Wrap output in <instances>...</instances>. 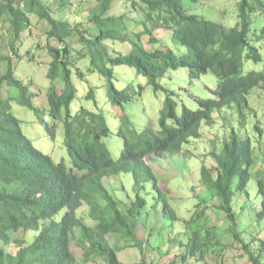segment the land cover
<instances>
[{
	"label": "trees",
	"instance_id": "trees-1",
	"mask_svg": "<svg viewBox=\"0 0 264 264\" xmlns=\"http://www.w3.org/2000/svg\"><path fill=\"white\" fill-rule=\"evenodd\" d=\"M85 1L71 4L72 0H0V24H6L11 35L7 42L10 52L0 55V61L5 62L0 75V264H87L96 258L105 264H122L118 253L126 246L137 248L141 264H178V261L211 264L208 254L214 256V264H223L226 246L216 240L221 237L216 228L206 225L204 198H199L187 216L178 214L161 190L151 162L176 154L188 156L190 152L183 145L201 136L202 125L212 126L218 117L227 121L228 116L221 114L222 110L235 109L240 128L246 127L250 113L256 118L257 111L249 96L257 88L264 89V67L245 74L242 68L244 59L255 63L261 60L248 33L251 15L258 12L264 17V0H240L238 22L228 29L186 13L179 0H118L119 6L120 2L126 6L138 5L145 14L149 13L144 30L133 35L121 34L123 17L111 13L116 0H89L93 5L87 9L84 18L87 27L83 29L81 21L72 24L71 19L63 18L75 5L78 13L83 14L81 8ZM151 12L155 13L156 20L148 28ZM31 14L47 22L43 46L50 60L44 87L26 70L22 79L15 77L18 69L13 68L11 61L15 56L18 62H23L27 55L23 63L26 67L33 60L32 50L37 49L34 41L23 55L20 53V47L29 39L22 38V34L30 30ZM158 17L165 19L163 27L170 25L173 42L183 47L180 55L159 43L155 33ZM167 18L172 20L170 24ZM74 36L81 48L72 42ZM109 40L124 42L129 49L108 54ZM86 59L89 65L83 70L79 62ZM180 64L188 68L192 79L208 72L215 75L219 78L217 87L209 97L197 99V107L183 104L179 113L172 98L174 94H166L154 121L155 129L145 126L133 139L125 137L117 157L112 156L103 142L110 134L111 123L99 110L93 85L87 87L79 100H92L94 109L82 104L76 110L72 108L78 98L75 79L84 81L89 73L96 72L103 77L107 101L122 107L130 98V89L128 84L124 89L114 86L113 66L133 67L154 91H166L160 78ZM3 84L7 92L3 91ZM33 86L44 89V109L34 105L33 97L38 94L31 89ZM15 103L32 112L40 131L54 143L51 152L40 150L25 133L21 123L27 121L15 116ZM215 112L219 113L218 117ZM119 117L127 120L121 111ZM252 128L258 155L264 158L260 120L256 118ZM58 135L59 144H55ZM208 156L213 163L210 167H200V181L205 193L217 198L219 203L214 208L228 222L230 249H239L251 264H264L261 246L256 251L250 250L251 242L241 237L245 230L235 227L233 208L234 199L239 198L237 193L247 195L248 199V183L254 177L255 196L260 198L255 207L256 220L264 219V167L259 170L261 175H253L262 159L259 157L256 161L252 138L247 130L244 135L232 128L221 149L211 150ZM112 177L129 180L134 192L129 205L105 186L104 178ZM150 209L161 210L165 226L177 229L167 239L169 246L165 250L160 247L161 236L155 239L156 243L148 245L151 248L148 251L136 238L137 219L146 214L148 222ZM153 231L150 227V234ZM26 233L31 235L25 236ZM110 237H115L113 243ZM260 242L264 246V239ZM74 248L81 252L83 261L78 260ZM155 254H160L157 260H154Z\"/></svg>",
	"mask_w": 264,
	"mask_h": 264
},
{
	"label": "rangeland",
	"instance_id": "rangeland-1",
	"mask_svg": "<svg viewBox=\"0 0 264 264\" xmlns=\"http://www.w3.org/2000/svg\"><path fill=\"white\" fill-rule=\"evenodd\" d=\"M43 1V0H41ZM51 1V0H47ZM78 0H72L71 4ZM240 0H198L193 3L189 0H179L180 4L183 6L184 10L188 14H194L198 19H205L213 21L225 29L235 25L238 22V5ZM116 0L112 4L111 13L122 15L124 25L121 30V34L124 35L129 33L133 35L137 31H142L145 28V19L149 16L145 10L139 8L138 5H128ZM93 2L86 0L84 6L81 8L83 14H79L75 5L72 12L67 14L63 18L68 17L72 24L82 22L80 28L83 29L87 27V22L84 20L87 16V9L92 6ZM150 16L152 19L148 21L147 27L149 28L153 22L156 20L155 13L151 12ZM31 27L30 30L25 31L22 34V38L28 37L29 39L25 42L24 46L20 47V53L23 55L24 50L37 45L36 50H32L33 60L28 61L26 67L23 65L27 58L24 55L23 62H18V59L13 56L11 58L12 66L14 69H18L14 73L15 77L23 78L25 70L27 74L31 76L41 87L47 85L46 80V68L50 57L44 49V31L47 29L46 20H41L36 14H31ZM169 24L172 22L170 18H167ZM159 26L155 33L157 34L159 43L165 44L168 48L172 49L177 55L183 53L184 49L178 42H173L171 39V28L163 27L165 19L163 17H158L157 19ZM6 24H0V55L7 54L10 52L7 42L11 40V35L8 32L9 29L6 28ZM264 26V17L258 12H254L250 17V30L248 37L253 45L258 48L261 60L258 63L252 60L244 59L242 73L245 74L249 70H258L264 67V33L261 35V29ZM7 29V30H6ZM72 42L79 48L81 44L77 43L76 36L72 39ZM108 54H115L116 51L127 52L129 46L126 43L119 41H107ZM4 46V47H2ZM79 65L84 69L89 65L88 59L80 61ZM113 68V83L114 86L120 89H124L128 84L130 89V98L127 102H124L122 107L117 105H112L107 101V84L103 77L98 73L92 72L86 76L84 81H79L75 79V83L78 87V98L72 103V108L76 110L81 104L89 109H94V104L92 100H79L80 97L86 92L87 87L93 85L95 89L96 99L98 100L97 105L99 110L108 117L111 123V131L109 136L103 138L105 146L109 149L113 157H117L119 154L124 138L128 137L133 139L136 132H141L145 126H148L152 130L155 129L154 121L157 120L159 115V110L162 106L163 100L166 94L171 92L174 94L172 97L176 102V112L179 113L181 106L184 104L189 108H195L198 106L197 99L207 98L211 94V90L217 87L219 78L211 73L201 74L198 78L192 79L188 74V68L183 67L181 64L177 66L176 69L170 68L168 71L160 78V84L166 89H160L154 91L152 87L146 82L145 77L142 74L136 72L133 67H127L125 65H115ZM5 62L0 61V75L4 72ZM88 80V81H86ZM3 91H6L7 86L2 85ZM38 94L33 97L35 106L44 109L46 107L45 92L42 88L37 90L35 86L31 89ZM10 90V89H8ZM7 92V91H6ZM5 92V94H6ZM167 92V93H166ZM249 102L257 111L256 118L260 120V124L263 127V136L261 137L264 141V89L257 88L254 93L249 96ZM123 112L127 116L126 121H122L119 117V112ZM13 112L15 116L25 118L22 121L21 126L24 127L25 133L34 142L37 147L44 152H51L53 150V142L49 140L42 131H40V125L34 119L32 112L14 104ZM227 113V114H226ZM219 113L215 112L214 115L217 116ZM221 114L228 116L227 121L218 117L212 126L202 125V134L199 138H191L187 144L183 145L184 150L190 152L188 156L183 154H176L172 157L157 158L154 162H151L155 173L159 176V186L163 190L168 198L171 206L182 216H187L188 211L192 212L194 204L198 202L199 198L203 197V202L207 206L205 210V215L207 217L206 225L213 226L218 231L221 237H217L216 240L226 246L223 260V264H251L246 256L240 254L238 250L230 249L231 246V234L230 228L227 225L228 222L221 212L217 211L214 206L219 202L214 198H211L205 193V188L200 181V167L206 165L210 167L213 161L208 156L211 150L216 149L219 151L224 139L227 138L229 132L233 128L237 132H241L245 135V130H247L249 136L252 138L255 145L256 161L259 159L258 147L255 143V135L252 128V124L256 119L252 113L248 115V122L246 127L240 128L238 126L237 114L235 109L222 110ZM106 119V117H105ZM107 122V121H106ZM29 124V125H28ZM223 125H226L223 127ZM30 126V127H29ZM29 127V128H27ZM29 130H33V133H29ZM60 135H58L55 144H59ZM60 150H58L57 155H59ZM261 158V157H260ZM262 161L255 166L253 175H261L260 169L264 167V158ZM257 164V163H256ZM130 182L131 178L127 175ZM128 179H122L121 177L104 178L103 182L105 186L112 192L115 196L120 198L125 204L129 205L134 199V192L131 188V184ZM249 196L243 193H237V197L233 201V208L235 210V227L244 229L245 233L241 234L242 239L245 241H250V250L256 251L260 246L263 251L264 260V246L261 245L260 240L264 239V219L261 221L256 220V208L259 205L260 198L255 195V180L252 177L248 183ZM81 211H85L82 208ZM159 212V213H158ZM239 213V214H238ZM146 214H142L137 219V235L136 238L141 242L146 251L151 248L148 247L150 244L156 243L157 237H162L160 247L165 250L169 244L167 239L173 236L177 229L172 228V226H165V222L162 220L161 210L150 209L147 215L148 222L145 220ZM176 225H182L180 222H176ZM233 224H230V227ZM153 227L154 231L150 234L149 229ZM228 227V228H227ZM21 235L20 232L17 233ZM31 234L26 233L25 236H30ZM111 243L115 241V237H110ZM124 244L123 241H120ZM75 253L79 261H83L82 254L77 249ZM119 259L122 264H141L140 254L137 248L126 246L118 253ZM160 254L154 255V260H157ZM214 256L208 254L207 259L214 264ZM264 263V261H263ZM87 264H105V262L96 258L93 261L87 262ZM178 264H183L178 261Z\"/></svg>",
	"mask_w": 264,
	"mask_h": 264
}]
</instances>
